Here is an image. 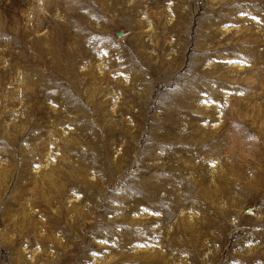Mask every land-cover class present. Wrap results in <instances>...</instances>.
<instances>
[{
    "label": "rangeland",
    "instance_id": "rangeland-1",
    "mask_svg": "<svg viewBox=\"0 0 264 264\" xmlns=\"http://www.w3.org/2000/svg\"><path fill=\"white\" fill-rule=\"evenodd\" d=\"M0 264H264V0H0Z\"/></svg>",
    "mask_w": 264,
    "mask_h": 264
}]
</instances>
